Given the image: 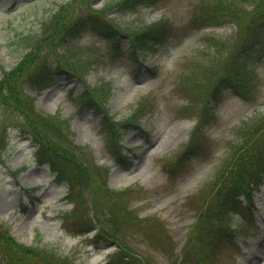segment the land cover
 I'll list each match as a JSON object with an SVG mask.
<instances>
[{"label":"rangeland","instance_id":"rangeland-1","mask_svg":"<svg viewBox=\"0 0 264 264\" xmlns=\"http://www.w3.org/2000/svg\"><path fill=\"white\" fill-rule=\"evenodd\" d=\"M88 1L0 0V78L21 60L32 37L37 42L44 39L38 47L45 53L43 59L48 58L54 66L55 55L45 43L55 21L54 12L64 3L73 4L64 17L72 21L87 9ZM115 1L90 2L96 9L110 4L106 6L108 15L123 29L164 18L170 33V38L156 51L140 54L139 61H135L128 57L127 37L121 38L124 52L113 55L109 40L87 26L74 39V53L65 55L68 65L80 71L88 84L106 83L110 87L105 97L106 108L114 119L124 123L119 144L101 130V115L81 106L78 96L86 86L79 75L57 76L42 91L26 84L25 91L36 95L38 109L58 113L68 120L72 138L92 150L98 165L109 168V187L138 189L128 197L129 208L142 220L158 217L160 220L148 225L157 227L155 231L160 237L164 236L160 229L166 232L169 237L164 239H169L171 245L167 244L168 249L164 250L153 244L141 228L111 221L109 209L99 212L103 220L111 221L105 227L115 235V240L95 243L94 230L76 234L63 227V213L73 205L66 199L68 184L56 180L53 170L39 163L35 141L19 127L22 116L10 115L5 108L0 110V129L14 119L19 126L8 124L5 146L2 144L0 149V224L17 241L69 255L74 264H113L119 243L150 264H199L194 256L189 257L192 253L206 264L264 263V184L254 196L250 218L245 212L242 222L247 228L238 231L231 242L214 231L202 234L213 224L211 213L205 210L206 203L215 196L218 184H229V174L226 172L221 178V171L229 170L224 166L237 151L230 145L233 141L242 144L241 135L247 133L245 120L264 113V37L256 41L258 50L250 61L254 71L240 70L246 76L248 99L235 94L232 88L212 97L208 90L202 92L203 84L206 89L212 88L216 81L212 74L228 69L232 63V70L243 69V62L232 51L244 38L259 37L256 25L260 21L264 27V0H240L246 13L239 32L234 23L192 26L191 18L202 0H153L143 3L136 12L111 7ZM253 15L255 19L251 18ZM81 51L84 58L93 55V61L95 57L99 59L91 67L83 68L78 64ZM181 78L187 88L194 89L199 83L202 86L195 94V89L181 90L177 85ZM138 106V126L133 122L126 124L125 119ZM204 111L208 117L202 121L198 115ZM194 131L202 136L205 153L190 156L183 174L169 177L164 163L179 156ZM117 145L125 156L122 160L116 155ZM240 219L234 216L229 228H234ZM222 223L227 225L225 220Z\"/></svg>","mask_w":264,"mask_h":264},{"label":"trees","instance_id":"trees-1","mask_svg":"<svg viewBox=\"0 0 264 264\" xmlns=\"http://www.w3.org/2000/svg\"><path fill=\"white\" fill-rule=\"evenodd\" d=\"M90 1L86 3L87 9L72 21L64 17L68 8L73 4L64 3L54 12L52 17L55 21L50 34L45 39L51 53L55 55L54 66L48 58L43 59L45 53L42 52V47H38V43L44 39L37 42V38L32 37L28 39V51L21 60L12 69L5 71L0 78V110L5 108L10 115L19 114L23 118L21 126L18 125L16 119L13 122H5V126L0 129V149L2 144L5 146L4 132L9 123H17L20 128L22 127V131L32 136L37 145L36 155L39 163L48 165L54 171L56 180L65 181L68 184L66 199L73 205L62 216V225L68 231L87 234L88 231L94 230L93 240L95 243L110 241L113 238L115 240V235L105 227L110 220H103L100 214L101 209H109L110 216H112L111 221L115 219L123 225L141 228L146 232V236L148 235L152 239L153 244L160 245L164 250H167V244L171 245V241L164 239V237H169L166 232L160 229L164 234L163 237H160V234L155 231L157 227L152 228L148 225V223H154L153 221L160 219L151 216L142 220L133 209L129 208L128 197L138 189L136 187L124 189L109 187L107 182L109 168L98 165L92 150L72 138L68 120L58 113H48L38 109L35 104L36 95L25 91L26 84L30 88L41 91L51 86L57 76L79 75L86 86L78 96L81 106L93 109L97 114H100L101 130L113 136L114 141L116 140L122 124H120L121 121L114 119L105 105V97L110 92V87H107L106 83L97 86L88 84L80 71H76L68 65L70 63L65 61V55L74 53L72 49L76 47L74 39L87 26H91L94 32L109 40L115 53L113 55L124 52L121 49V38L127 37L130 44L128 57L135 61H139L140 54L156 51L157 46L170 38V33L164 18L123 29L108 15L109 8L106 6L110 4L96 9ZM145 2H153V0H117L112 3L111 7L117 6L136 12L138 7ZM242 2L240 0H202L198 3L197 11L191 18V24L194 27H200L210 24L234 23L238 26L239 32L241 21L246 13L240 5L243 4ZM252 4L257 5L256 2H252ZM251 18L255 19L256 15ZM256 32L259 34L258 38L252 40L244 38L235 48L236 51H232L235 58L243 62V69L237 67L238 70H232V63L226 70H216L212 74L216 80L214 86L206 89L203 84L202 92L208 90L209 96L219 97L224 89L232 88L237 94L248 98L244 81L246 76L241 74L240 70H244L245 73L254 71L250 66V61L254 58V52L258 50L257 44L259 43L256 41L264 37V27L260 21H257ZM79 54L78 64L83 68L91 67V64L99 59L94 56L93 61V55L84 58L82 51ZM82 57L85 59L84 62ZM209 80L210 78H208ZM177 85H179V89L187 92L195 89L194 94L202 86L199 83L194 89V86L187 88L182 78L179 79ZM187 94L189 95V93ZM139 105L141 106V103ZM140 106L134 109L131 117L125 119V122H135ZM198 116L202 121L208 117L206 111ZM245 123L244 130L247 133L241 137L243 142L241 145H238V142L231 144L232 148L235 147L237 151L224 166V169L229 170L221 171V178L225 177L224 173L229 174L227 178L229 184L225 186L226 182L224 181L221 185L216 183L218 187L214 192L215 196L206 203L205 210L211 213L213 224L211 227L207 226L205 230L202 229V234L210 235L213 231L220 233L221 236L223 233L227 234L232 213L241 212L243 207L242 195L246 194L248 198H251L254 190L264 179V113ZM205 150L202 136L198 131H194L179 156L164 163L169 177L181 176L187 159L192 155H202ZM117 157L119 160L125 158L119 151ZM223 220L227 225L222 223ZM117 248L116 254L112 258L113 264H150L144 257L139 259L138 256L127 251L126 246L122 243H119ZM182 259L183 256L180 261ZM0 264L74 263L69 255L55 253L44 246L25 245L17 241L10 235L8 228L0 224Z\"/></svg>","mask_w":264,"mask_h":264},{"label":"bare ground","instance_id":"bare-ground-1","mask_svg":"<svg viewBox=\"0 0 264 264\" xmlns=\"http://www.w3.org/2000/svg\"><path fill=\"white\" fill-rule=\"evenodd\" d=\"M262 251L264 252V246L262 247ZM262 264H264V263H262Z\"/></svg>","mask_w":264,"mask_h":264}]
</instances>
